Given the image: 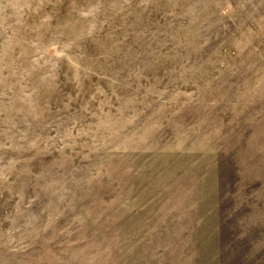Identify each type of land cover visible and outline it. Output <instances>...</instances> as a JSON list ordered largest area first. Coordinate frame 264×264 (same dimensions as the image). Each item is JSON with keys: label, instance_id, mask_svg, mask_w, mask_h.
<instances>
[{"label": "rangeland", "instance_id": "obj_1", "mask_svg": "<svg viewBox=\"0 0 264 264\" xmlns=\"http://www.w3.org/2000/svg\"><path fill=\"white\" fill-rule=\"evenodd\" d=\"M0 264H264V0H0Z\"/></svg>", "mask_w": 264, "mask_h": 264}]
</instances>
